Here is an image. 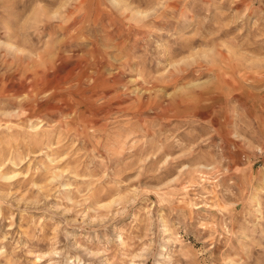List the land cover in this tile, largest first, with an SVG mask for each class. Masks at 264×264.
<instances>
[{
	"label": "rangeland",
	"instance_id": "374dc122",
	"mask_svg": "<svg viewBox=\"0 0 264 264\" xmlns=\"http://www.w3.org/2000/svg\"><path fill=\"white\" fill-rule=\"evenodd\" d=\"M133 3L0 0V264H264V0Z\"/></svg>",
	"mask_w": 264,
	"mask_h": 264
},
{
	"label": "clouds",
	"instance_id": "9594fccd",
	"mask_svg": "<svg viewBox=\"0 0 264 264\" xmlns=\"http://www.w3.org/2000/svg\"><path fill=\"white\" fill-rule=\"evenodd\" d=\"M66 3L71 4L72 0H65ZM102 3H111V0H101ZM123 4L122 9H117V15L120 17H129L133 18L137 13V5L133 3V0H121ZM53 19L56 20V23L52 25L53 29L59 27L65 20L63 16H57ZM110 26L109 24L102 25L101 28L107 30ZM28 32H31L33 36L39 35V33L28 29ZM0 33H3L5 36H8L10 39L9 43H5L4 40H0V48H7L9 52H17V42L25 41L30 39L25 30L20 26V22L16 17L7 14L3 9H0ZM58 36H62L61 33H57ZM242 35V30L238 33ZM246 39V38H245ZM258 39H264V37H259ZM210 79L215 83L222 77L219 74H216ZM252 82L249 81L245 87L251 85ZM204 96L205 107H211V118H216L220 123L229 131L232 127H236V132H231L232 139H246L239 135V130H243L246 134H251V136L258 140L261 147H257L256 151L261 155H264V124H260L257 127L252 126V121L249 119V113L253 111V101L246 94H240L238 96H228L224 102H214L212 97L214 95V89H205L201 93ZM50 95V93H45V96ZM224 139L221 138L219 143L211 145V148H215L218 154L224 152ZM232 151H235V145L229 146ZM223 163V160L220 161ZM227 174V169L224 170ZM231 183V181H229Z\"/></svg>",
	"mask_w": 264,
	"mask_h": 264
}]
</instances>
